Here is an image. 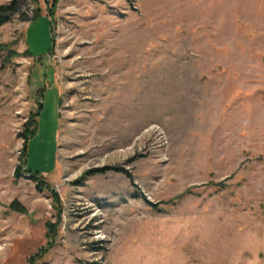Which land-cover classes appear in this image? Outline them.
Returning <instances> with one entry per match:
<instances>
[{"label": "rangeland", "instance_id": "374dc122", "mask_svg": "<svg viewBox=\"0 0 264 264\" xmlns=\"http://www.w3.org/2000/svg\"><path fill=\"white\" fill-rule=\"evenodd\" d=\"M12 1L0 264H264V0Z\"/></svg>", "mask_w": 264, "mask_h": 264}, {"label": "trees", "instance_id": "16d2710c", "mask_svg": "<svg viewBox=\"0 0 264 264\" xmlns=\"http://www.w3.org/2000/svg\"><path fill=\"white\" fill-rule=\"evenodd\" d=\"M27 1L36 6L35 18H37L38 14L41 12V8H39V6H38L39 0H27ZM43 4L46 7V12H47L46 15L49 18H51L50 26H51V31H53L54 22H55V12H56V8H57L58 0H51V1L43 0ZM15 12H16L15 1H12L6 5L0 6V27L2 25H4L5 23L9 22L11 20V17L15 14ZM52 42L54 43V38H52ZM1 52H6L8 58H15L19 55L16 52L10 50V46L3 45V44H0V53ZM26 54L31 56L28 49L26 51ZM8 58H6L5 60L7 61ZM41 96H42V94H41ZM40 107H41V105L39 104L38 109ZM37 116H38V112L36 111L35 114H32V116L29 117L28 122L24 126L23 132L20 134V137L23 140V151H22L23 167L17 166V168L15 169V174H16V176H19L20 173L24 169V171L29 176L30 180L35 184L36 189L41 192V191H44V190H47L50 188L48 186V183L46 182V180L44 178L38 176V174H31L25 167V157H26L27 144H28L29 139H31L35 135L36 125H37V121H36ZM104 171L105 170L102 169V170H95L94 172L104 173ZM115 171H121L126 175L128 174L127 171H125V170H115ZM53 199L55 200V202L58 203V198H57V195L55 193H53ZM8 209H9V211H12V212H17V213H21V214L25 213V209L17 201H13L8 206ZM45 227H46V232H47L45 234V238L47 240L46 243H47V245L48 244L51 245V241L53 240V238L56 235V226L53 224L47 223L45 225ZM46 252H47L46 247L41 248L34 256H32L30 258L29 263L33 264L37 259H39L41 256L46 254Z\"/></svg>", "mask_w": 264, "mask_h": 264}]
</instances>
